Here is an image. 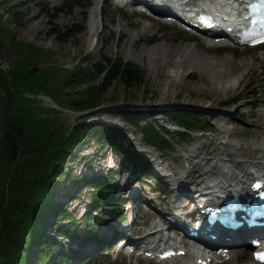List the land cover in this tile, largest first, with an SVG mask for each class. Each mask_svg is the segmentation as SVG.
<instances>
[{"label": "rangeland", "instance_id": "1", "mask_svg": "<svg viewBox=\"0 0 264 264\" xmlns=\"http://www.w3.org/2000/svg\"><path fill=\"white\" fill-rule=\"evenodd\" d=\"M11 1H16V6L13 9L17 13L13 17L8 16V12L4 9ZM64 1L0 0L2 23L5 24L8 31L12 32L14 41H26L40 49L39 56L34 58L30 69L44 68L47 71L52 69L58 76L63 77L65 73L63 70H72L77 66L88 65L89 61L96 63L102 61L105 56L112 58L121 56L126 61L134 62L144 69L146 83L144 86L134 90L114 85L108 91L106 100L97 109L102 106L106 108L96 112L90 110L81 113L66 108L62 109L48 95H33L24 91V96L27 99L31 98L29 104L35 112H40L42 116L48 114L56 117L57 115V118L60 117V121L65 126H76L85 122L83 119L86 118V121L94 119L100 122L113 123L120 127L125 126L123 130L129 134L132 140L135 139L134 142H138L139 139L144 140L142 131L128 122L122 121V117L118 114L119 111L130 110L146 115L142 120L143 128H146L149 123L154 124V122L162 125H168V123L174 125V122L169 120L167 115L164 114L165 111L167 112L171 109L196 107L192 109L204 112L205 121L209 119L208 122L212 124L211 128L193 127L194 129L190 133H186L185 140L173 131L168 133L172 145L163 151L170 154V156H167L169 158L176 156L177 151L179 153L183 147L197 145L198 143L194 140L196 135L206 136L207 141L211 142V145L216 144L217 146V124L231 128L234 136L237 137L236 140L241 143H246L254 137H264V47L247 48L237 45L229 46V44L210 46L206 35L202 33L189 32L175 23H165L156 19H153V21L141 13H133L131 11L132 6L121 7L114 0H78L80 4L77 3L75 5H73L75 0H67L69 1L68 6H64ZM97 1L100 3L95 4ZM86 3L89 4L86 5ZM91 6L93 7L91 8ZM91 19L96 21V28L93 33L89 31L90 23H92ZM105 24H107V28H105ZM141 24H153L154 28L150 29L146 35L141 34L142 31H145L144 28L135 32V34L132 33L139 30ZM78 27H82L83 31L79 34H72L73 29L75 30ZM56 29L61 30L63 35L59 36ZM140 34L141 37H137ZM153 34L165 36L158 41H147V37ZM9 41V37L0 36V69L2 68L6 71H11L25 56L24 53L20 55L12 49L9 46ZM153 52L160 53L164 58L167 55L182 56L183 60H187V62L177 65V63L168 58L172 63L164 64L162 58L151 60L149 54ZM255 57L256 60L254 61L253 58ZM231 62L236 64V69L238 70L234 71L235 73H226L225 70L229 68L228 65ZM248 67H251L250 70L247 69ZM240 71L244 75L241 77V83L237 84L238 87L235 86L236 88L234 87L232 90H224L225 81L232 80L238 76ZM230 75L233 76L229 78ZM218 76L219 78H216ZM49 79L53 80L50 77ZM216 83L221 84L220 86H223V88H220L219 85L217 86ZM0 91L4 93L5 89L0 88ZM113 95L117 96L116 101L112 100L111 97ZM45 97L51 98L54 104L46 103ZM19 104L22 106V111L21 113L17 111V114L22 115L26 111L23 107L28 104ZM2 105L3 102L0 99V119L3 117ZM241 105L243 106V111H246L241 112L239 110ZM30 106L27 107L30 108ZM142 107L144 109L140 111L139 109ZM55 109L60 110V112L56 113ZM248 111H253V115L250 116ZM87 116L92 117L88 118ZM216 117L218 118L216 119ZM79 119L80 121L77 122ZM201 119L203 118L201 117ZM37 127H39V123ZM0 147L1 149L4 147V130L2 127H0ZM172 153H174L173 156H171ZM184 153L182 151L180 154ZM137 154L139 155L138 151ZM176 161L179 164L183 163L181 158H176ZM98 162L101 164V168H98ZM124 164L125 159L121 155L116 154L110 146H101L92 139L83 141L82 144L74 149L72 157L68 161L61 163L67 171L74 172L73 178L75 176L77 180H80V184H75L72 179L71 181L63 178L59 181L56 188L50 192L53 202L57 205H61V202H58L59 196L65 195L66 201L63 204H66L65 207L71 211L72 215L76 216L77 223H79V227L76 229L79 238L72 241V243L65 237H59L61 242L55 253L60 252L64 248L63 254L68 255L66 264H76L78 257H81L80 259H83L85 264H157L156 261L142 259L136 255L127 257L121 254L118 255L113 248L119 235L115 236L114 241L109 243L107 247L105 245L80 256L71 254L73 247L82 244L81 239H84V243L87 244L95 243L96 241L93 240H97L99 233L106 228V222L104 224L103 222L111 218V213L103 209L105 208L104 205L102 207L104 212L101 210L100 214L98 213L99 219L89 231L87 230L86 222L84 223L86 214L93 211L90 206L92 198L91 187H88L87 182L92 179L101 180L110 169L115 173V181L112 182L115 198L122 201L126 197L125 200H127L126 203H121V208H127L129 210L128 215H131L133 210H137V218L133 222L135 230L137 229L140 232L139 234H142L146 232L145 230L156 229L158 223L161 224V216L153 211L148 203L144 202L145 199L142 201L143 196H138L141 199L138 197L130 199L125 195H117L116 187L118 186L121 189L123 185L125 186L129 182L124 177H128V174L124 172L128 170ZM1 165L2 163H0ZM196 168L200 169L199 166ZM120 170L124 175H120L122 178L118 177ZM142 180H144L143 183L146 184L148 191L151 188L154 190L158 189L155 188L158 185L154 179L148 177ZM141 185L144 187L143 184ZM0 188H4V186L2 185ZM162 188L164 189L165 186L163 185ZM152 195L158 194L154 193ZM142 208L143 210H141ZM100 219L102 221L99 223ZM53 221H55L54 215L48 214L44 229L50 230V232L53 231L56 234ZM122 221L125 222L124 218ZM110 225L107 223V226ZM165 232L166 234L170 233L167 229ZM137 234L133 236L137 238L141 236ZM153 241H157V238L153 239ZM37 253L38 246L35 245L31 254V260L34 261V264L37 260ZM1 260L2 256H0ZM246 260L256 264L251 258ZM48 261V264H53L56 261V256L48 259ZM164 264H177V262L171 261ZM224 264L243 263L242 261H232V263L226 261Z\"/></svg>", "mask_w": 264, "mask_h": 264}, {"label": "trees", "instance_id": "2", "mask_svg": "<svg viewBox=\"0 0 264 264\" xmlns=\"http://www.w3.org/2000/svg\"><path fill=\"white\" fill-rule=\"evenodd\" d=\"M75 1L73 5L80 4L78 0ZM68 3L65 0L64 6H68ZM15 6L16 1L6 5L4 9L8 16L13 17L17 13L13 9ZM2 20L0 16V36L9 37V46L25 56L11 71L0 69V88L5 89L4 93L0 91L3 102L0 127L4 130V147H0V186H4L0 188V264H34L31 254L35 245L38 246L35 264H48V259L54 256L56 261L53 264H66L68 255L63 254L65 249L55 253L61 242L59 237H65L69 242L76 240L79 238L76 232L79 226L76 216L65 207L66 204L57 205L51 200L50 192L63 178L72 179L75 184H80V180L75 176L73 178L74 172L67 171L61 163L68 161L74 149L83 141L92 139L101 146H110L116 154L121 155L126 161L124 166L127 169L144 170L146 165L134 159L137 152L133 140L123 127L94 119L86 121L87 118L76 126H65L57 115L42 116L40 112H35L29 104L31 98L27 99L24 91L33 95H48L62 109L81 113L98 108L114 85L132 90L144 86L146 73L138 64L126 61L121 56H105L102 61H89L88 65L63 70V77L58 76L52 69H30L34 58L39 56L40 49L26 41H14L12 32L8 31ZM56 30L59 36L63 35L61 30ZM82 31L83 28L78 27L73 29L72 34ZM111 98L116 101L117 96L113 95ZM19 103L28 104L23 107L26 111L22 115L17 114V111H22ZM192 108L196 107L171 109L164 114L186 131H191L193 127L208 129L212 126L208 120L205 121L204 112ZM55 111L60 112L57 109ZM118 114L122 121L142 131L145 142L160 150L172 145L168 137L170 132L162 124L149 123L143 128L142 120L146 115L130 110L119 111ZM176 133L182 138L186 137L184 131ZM113 181L114 171L109 170L101 180L92 179L87 182L88 187H91L90 206L93 210L85 216L84 223L86 222L88 231L99 219L97 213L101 212L104 205L103 209L110 212L111 217L117 215L121 219L125 218L121 203L127 200L115 198ZM50 213L55 217L53 226L56 234L42 229L45 216ZM101 221L100 219L99 223ZM76 264L85 262L79 259Z\"/></svg>", "mask_w": 264, "mask_h": 264}, {"label": "bare ground", "instance_id": "3", "mask_svg": "<svg viewBox=\"0 0 264 264\" xmlns=\"http://www.w3.org/2000/svg\"><path fill=\"white\" fill-rule=\"evenodd\" d=\"M194 1H199V2H202L203 4L205 2L215 3L216 6L217 5H231L234 7L237 6V8L239 9V4H237L238 0H233L232 3H228V1L230 2L231 0H228V1L227 0H194ZM98 2L99 1L95 2V4ZM93 6H91V8ZM215 10L216 11H213L214 13L216 12L221 13L219 9L216 8ZM152 16L153 15H148L147 18L153 20ZM173 16H174L173 14H169L170 20H171V17ZM224 16H227V15L224 14ZM178 20L184 25L188 26L187 23L183 22V19L178 18ZM91 21L92 23H90L89 31L93 33L94 29L96 28L95 27L96 21L94 19H91ZM105 28H107V24H105ZM143 28L145 29V31H142L141 34L146 35L150 31V29L152 30L154 28V26L153 24L151 25L141 24L140 29L132 33L135 34V32L141 31ZM191 28L195 29L194 27H191ZM204 33H207V39H208L210 46H219L220 43L230 44V41L233 43L232 37H230L226 33H218V32H213V31H207ZM141 34L137 37H141ZM164 36L165 35L159 36V35L153 34L150 37H147V41L149 42L153 40L158 41L160 38ZM218 39H222V41L218 42ZM149 55H150L151 60L162 58V61L164 64L172 63L169 59L177 63V65L178 64L182 65L187 62V60H183L182 56L178 57V56L167 55V57L164 58L158 52H153V53H150ZM263 58H264V54H263ZM173 59H176V60H173ZM253 59L255 61L256 57ZM228 66L229 68L225 70L226 73H231V72L233 73L234 71L238 70L236 69V64L232 62ZM250 68L251 67H248L247 69L250 70ZM243 75L244 73L240 71L238 73V76L234 77L230 81H225L224 85L226 86H224V88L223 86L222 87L220 86L221 84L219 85L216 83V85L217 86L219 85V87L223 88L224 90H229V89L232 90L234 89L235 86L238 87V85L241 83L240 80ZM231 76L233 75H230L229 78ZM216 78H219V76ZM222 85H223V82H222ZM44 100L46 101V103L47 102L53 103V101L50 100L48 97H45ZM242 108L243 106L241 105L239 107V110L241 112L243 111ZM252 112L253 111H248L250 116L253 115ZM217 118L218 117H216V119ZM164 127L170 131H173L174 133H176L177 130L179 129L185 130L184 127H182L179 123H176L174 125H170V123H168V125ZM216 129H217L216 133L218 135V137H216V141L218 143L217 146L216 144L211 145V142L209 143L207 141L206 136L204 137V136L196 135L194 137V140L198 143L197 145L193 147H183V149L179 153L177 151V155L172 158L165 157V160L167 162L164 164V169L162 171L164 175L167 176L166 178H168V181L171 182L170 195H171L172 201H171V206L169 207L171 211L176 210L177 212L182 208V205H183L182 197L187 198L188 194H195L201 189H214L215 188V190H219V191L222 190L224 192H227L228 190L233 189L236 194L242 195L246 192L248 181L253 177L254 173L259 174L262 178H264V137H261V138L254 137V138H251V140L247 141L246 143H241L240 141L236 140L237 137L234 136L231 128L225 127V126H219L217 124ZM134 140H133L134 148L136 151L139 152V155L142 156V160L145 162L146 168L141 171L140 169L138 170L136 169L135 171L130 170V169L127 171H124L128 174V177L124 176L122 174L123 172L120 170L118 177L122 178L120 176L122 174L126 179L129 180V182L125 186L123 185L121 189H119L118 186L116 187L117 193H118L117 195L119 196L125 195V196H129V198L143 196L147 202L153 204L154 206H158L161 210L164 211L165 208L160 199L156 197L151 198L145 195L146 189L141 185V181L138 179V177L139 176H143L146 178L155 177L157 179L161 177L159 174L158 158H161L164 156H170V154L160 151L158 147L152 144H149L147 142H144L143 139H139L138 142H134ZM228 149H230V151H228ZM182 151H184L185 153L180 154ZM173 154L174 153H172L171 156H173ZM225 154L228 155V157H226ZM176 158L178 159L181 158L183 163L182 164L177 163ZM97 166L98 168H101V164L99 162ZM197 166H199L200 169L196 168ZM151 172L153 173L151 174ZM118 177H117V183H118ZM212 194H213L212 197L214 199L215 194L214 193ZM202 195L203 194H200L199 196H202ZM54 197L56 198V196ZM138 198L141 199V197H138ZM51 200H52V197H51ZM65 201H66L65 195H63L62 197L59 196L58 202H61L62 204ZM124 210H125V216H126L125 222H123L122 219L119 218V216L117 215L106 219L103 222V224L106 222V228L103 229L99 233V237L97 240H93L96 242L87 244V243H84L85 242L84 239L83 240L81 239L80 241L84 245L80 243L81 245L73 247L71 254L73 256H80V255L87 254L88 252L92 250H96L97 248H101L105 245H108L109 242L114 241L115 236H118L119 234L123 235L124 233L126 234V236H131L132 238H134L135 242L139 244L146 243L155 234L162 235L159 241L166 240V242H168V241L173 240L175 241L174 243L179 242L178 240H174L173 238H171V236H169L166 239V236L162 234V232L165 233L164 230H166V228L163 227L162 224L160 223L156 225V229H150L149 231L145 230L146 232L139 234L140 232H138L137 229L135 230L134 228L135 226L133 225V222H129L130 217H131V215H128L129 210H127V208ZM159 214L162 216L161 221H160L162 222V219L164 218V214L161 212H159ZM47 216L48 214L46 215V217ZM46 217H45V222H44V228H45V223H46ZM107 223L111 225L107 226ZM257 232L263 233L262 230H256V229L252 231L242 230V231L236 232V234L240 238V241H230V242L226 241L227 245H229L230 247V253H229L231 255V258L229 259L230 261H233V262L242 261L243 264H252L246 260L248 258L252 259V251H253L252 244L247 240V237H250ZM102 233H105V234H102ZM137 233L141 235L138 238L133 236ZM95 234L97 235V233ZM206 240L208 242H211L210 239H206ZM222 240L225 241L224 239ZM225 247H228V246H225ZM154 248L156 247L150 246V249H154ZM150 249L146 247V250H145V254H147L146 258L149 260H151V258L153 259L156 257L155 251L150 250ZM203 255H206L205 249H203L202 247H199L197 243H192L188 245L186 253H185V257L180 258L177 264H198V259L202 258ZM80 258L81 257H78L76 259V262ZM203 258H206V257H203ZM171 261H174V259ZM223 262H224L223 260H218L217 262H215V259H213L211 264H222Z\"/></svg>", "mask_w": 264, "mask_h": 264}, {"label": "snow or ice", "instance_id": "4", "mask_svg": "<svg viewBox=\"0 0 264 264\" xmlns=\"http://www.w3.org/2000/svg\"><path fill=\"white\" fill-rule=\"evenodd\" d=\"M260 186H261L260 184L256 185L257 188H259ZM255 255L257 259L264 261V252H257L255 253Z\"/></svg>", "mask_w": 264, "mask_h": 264}, {"label": "water", "instance_id": "5", "mask_svg": "<svg viewBox=\"0 0 264 264\" xmlns=\"http://www.w3.org/2000/svg\"><path fill=\"white\" fill-rule=\"evenodd\" d=\"M50 100H52L51 98H49ZM53 101V100H52ZM104 108H106V107H104V106H102V107H100L99 109H95V110H92V112H96V111H100V110H102V109H104ZM108 108V107H107ZM144 108L142 107V108H140L139 110L140 111H142Z\"/></svg>", "mask_w": 264, "mask_h": 264}]
</instances>
